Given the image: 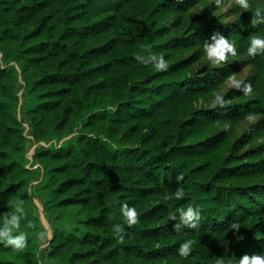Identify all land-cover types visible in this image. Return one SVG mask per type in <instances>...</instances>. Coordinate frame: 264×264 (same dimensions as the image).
<instances>
[{
  "label": "trees",
  "instance_id": "16d2710c",
  "mask_svg": "<svg viewBox=\"0 0 264 264\" xmlns=\"http://www.w3.org/2000/svg\"><path fill=\"white\" fill-rule=\"evenodd\" d=\"M251 4L219 21L216 0H0V226L22 197L23 223L37 228L32 193L47 212H83L78 234L52 221L45 253H24L32 264H217L264 251V52L247 54L250 36L264 34L251 25L264 0ZM217 30L238 55L198 66ZM149 42L167 70L136 59ZM245 64L253 93L222 91ZM217 92L230 102L213 106ZM180 172L186 195L165 202ZM194 201L199 230L176 232L169 212ZM123 202L140 219L122 242L110 225L123 221ZM188 237L196 243L182 257ZM9 248L0 242V264H19L1 256Z\"/></svg>",
  "mask_w": 264,
  "mask_h": 264
},
{
  "label": "clouds",
  "instance_id": "9594fccd",
  "mask_svg": "<svg viewBox=\"0 0 264 264\" xmlns=\"http://www.w3.org/2000/svg\"><path fill=\"white\" fill-rule=\"evenodd\" d=\"M239 6L244 9H250L252 7L251 0H236ZM217 4L221 3V0H216ZM264 24V6H258L255 8L253 18L251 19V25L257 26ZM202 47L206 55L207 61L211 65H222L228 62L231 57L238 55V46L235 38H230L224 35L220 31H215L210 39L203 41ZM152 43H145L143 45V51L136 54V59L143 65H154L156 70H167L169 68V59L163 53H157L152 50ZM258 52H264V34H253L250 36V43L247 46V54L249 56H255ZM230 85L236 89L242 90L245 95L253 93V86L250 81L238 77L236 72H232L228 77ZM230 101L225 99L223 92H217L213 98V106L225 105ZM249 119H255L253 115H249ZM225 128L229 127L228 124L224 125ZM184 174L182 172L177 174L178 187L175 191H166L164 194V201L181 200L185 197L186 193L183 185L179 184V181L183 180ZM24 199L18 197L12 201L13 210L3 214L2 226H0V242H3L5 246H11L12 248L22 251L28 243L29 233L26 230L23 221L26 217ZM171 207V205H169ZM119 212L123 217V221H117L110 225L111 233L120 241H124L126 235L129 234V228L126 225H136L139 223L140 211L135 204H129L123 202L119 206ZM171 220L175 221L173 229L182 233L186 229L199 230L201 226L202 211L201 206L197 202L189 204L186 209L182 210L179 215L174 211L169 212ZM28 226L34 227V221H27ZM229 229H240L239 221H231L229 223ZM237 239H243L242 236H237ZM196 241L192 237L182 239L179 243L177 252L182 257H188L192 252ZM217 264H264V251H253L251 253H244L238 260L220 259Z\"/></svg>",
  "mask_w": 264,
  "mask_h": 264
},
{
  "label": "rangeland",
  "instance_id": "374dc122",
  "mask_svg": "<svg viewBox=\"0 0 264 264\" xmlns=\"http://www.w3.org/2000/svg\"><path fill=\"white\" fill-rule=\"evenodd\" d=\"M223 1V5L214 10L212 12V15L217 16L219 21H226V20H232L235 17L234 8L232 5L235 6L239 5L236 0H221ZM201 6H199L200 8ZM206 55L200 58V60L197 62L198 66H204L207 62ZM0 63H4V61L1 58L0 53ZM237 73L238 77L241 79L249 78L252 74V68L251 65L245 64L241 66L238 70L234 71ZM231 87L230 82L228 79L225 80V83L221 86V90L224 91ZM255 119L257 116H254ZM255 119H245L242 121L241 126L238 127L237 134L243 131V129L252 121ZM26 130L28 129V124L24 123ZM28 136V144H27V157L29 160L32 158V154L34 152V148L36 146L35 143L30 141L32 138L29 134ZM30 208L39 218V223L37 222V228L33 229L30 226L27 225V223H23L26 230L29 233L28 243L27 246L22 250L18 251L10 246L9 249L1 252V256L3 257H9L13 258L16 261L19 262V264H32L35 262L34 258L29 259V257H26L24 255L25 252H36L37 255H40L42 253H45V250L48 247L49 240L52 237L53 234V227H52V221H57L60 224H62L66 228L67 234H78L80 233V227L79 223L80 220L83 217V212L79 207H72L68 208L66 210H53V211H46L44 210L42 206L41 199L36 196L34 193H32V202L30 204Z\"/></svg>",
  "mask_w": 264,
  "mask_h": 264
}]
</instances>
